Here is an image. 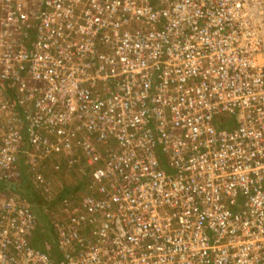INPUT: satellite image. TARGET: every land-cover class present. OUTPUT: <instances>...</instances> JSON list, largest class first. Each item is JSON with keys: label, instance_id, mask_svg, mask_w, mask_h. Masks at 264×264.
I'll use <instances>...</instances> for the list:
<instances>
[{"label": "built area", "instance_id": "2783aa9c", "mask_svg": "<svg viewBox=\"0 0 264 264\" xmlns=\"http://www.w3.org/2000/svg\"><path fill=\"white\" fill-rule=\"evenodd\" d=\"M46 167L58 256L0 191V264H264V0H0V183Z\"/></svg>", "mask_w": 264, "mask_h": 264}, {"label": "rangeland", "instance_id": "374dc122", "mask_svg": "<svg viewBox=\"0 0 264 264\" xmlns=\"http://www.w3.org/2000/svg\"><path fill=\"white\" fill-rule=\"evenodd\" d=\"M46 168H47L46 169L47 172L44 175L47 180L48 179L52 180L51 185L53 187L52 189L53 193L50 194L48 197H44V195H41L46 199L44 203L40 202V204L38 205L37 203L33 205V211L41 221L40 226H43V229L47 231L45 235L46 238L49 237L53 238V233L51 230L49 232L48 225L54 220L64 217L65 215L62 208L63 202L62 201L60 202L59 200L62 192L68 191L66 197L70 198V199L68 198V200L73 201L80 195H83V193L85 192L86 182L84 180V177L78 173L76 174V171L74 170L71 173L65 174L64 172H62V173H58V175H55L48 167ZM24 174L28 176L27 173L24 172ZM24 180L26 181V183L23 184L25 185V187L17 186L16 189H13L11 187V184L5 183V184H1L3 189L0 191L1 192L4 191L5 193L8 194L10 193L15 194L17 199L25 200L26 202H28L26 199L36 198V195H38L39 198L43 199V197L39 195L37 188H35L32 183L27 185V181H29V178L24 177ZM25 195L30 198H26Z\"/></svg>", "mask_w": 264, "mask_h": 264}, {"label": "trees", "instance_id": "16d2710c", "mask_svg": "<svg viewBox=\"0 0 264 264\" xmlns=\"http://www.w3.org/2000/svg\"><path fill=\"white\" fill-rule=\"evenodd\" d=\"M24 183H26V181L23 179L22 180V184L20 185L21 187H25V185H23ZM31 182L30 181H27V185H29ZM1 184L2 183H0V190H2L3 189V187L1 186ZM13 189L15 188V187H13V186H11ZM68 192V191H67ZM67 192H65V191H63L62 192V194H61V197L59 198V200H60V202L62 201V199L66 196V194H67ZM34 195V194H33ZM39 195L41 196V194L39 193ZM26 196V195H25ZM23 197V196H22ZM41 197H43V196H41ZM26 198H30V197H28V196H26ZM45 199L46 198H44L43 197V199L42 198H39L38 197V195H36V198H30V199H26L27 201H28V203L30 204V205H32L31 207H32V210H33V205H35L36 203H37V205L38 204H40V202H42V203H44V201H45ZM58 200V201H59ZM37 218H38V216H37ZM39 219V218H38ZM39 221H40V219H39ZM40 223H41V221H40ZM43 227V226H42ZM52 227H51V225L49 224L48 225V230H49V232H50V230L52 231V233H53V230L51 229ZM49 239V238H48ZM39 240V235H37V238H35L34 239V246L35 247H37V248H42V244H41V241L42 240H40V242L38 241ZM51 240V239H50ZM38 241V242H37ZM55 249V248H54ZM52 250L51 251V255H56V253H55V250Z\"/></svg>", "mask_w": 264, "mask_h": 264}, {"label": "crops", "instance_id": "0c3cea01", "mask_svg": "<svg viewBox=\"0 0 264 264\" xmlns=\"http://www.w3.org/2000/svg\"><path fill=\"white\" fill-rule=\"evenodd\" d=\"M51 239V240H50ZM47 240L49 241V243L51 244V246H52V250L54 249L55 250V253H56V255H54V256H58V250H57V248H56V245H55V241H54V239L52 238V237H49V239L47 238ZM42 249H44V247H42Z\"/></svg>", "mask_w": 264, "mask_h": 264}]
</instances>
